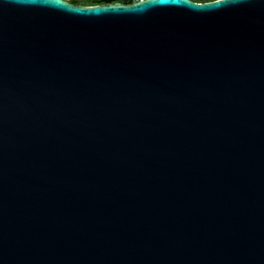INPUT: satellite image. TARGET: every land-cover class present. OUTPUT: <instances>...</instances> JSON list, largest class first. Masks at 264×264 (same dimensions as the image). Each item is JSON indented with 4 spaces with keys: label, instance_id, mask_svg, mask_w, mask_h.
I'll list each match as a JSON object with an SVG mask.
<instances>
[{
    "label": "water",
    "instance_id": "95a60500",
    "mask_svg": "<svg viewBox=\"0 0 264 264\" xmlns=\"http://www.w3.org/2000/svg\"><path fill=\"white\" fill-rule=\"evenodd\" d=\"M78 5L0 0V264H264V0Z\"/></svg>",
    "mask_w": 264,
    "mask_h": 264
},
{
    "label": "clouds",
    "instance_id": "9594fccd",
    "mask_svg": "<svg viewBox=\"0 0 264 264\" xmlns=\"http://www.w3.org/2000/svg\"><path fill=\"white\" fill-rule=\"evenodd\" d=\"M67 3H73V0H66ZM217 0H192L193 4H201V3H205V4H213L216 3ZM234 3H244L246 2V0H233ZM221 3L223 4V0H221Z\"/></svg>",
    "mask_w": 264,
    "mask_h": 264
},
{
    "label": "trees",
    "instance_id": "16d2710c",
    "mask_svg": "<svg viewBox=\"0 0 264 264\" xmlns=\"http://www.w3.org/2000/svg\"><path fill=\"white\" fill-rule=\"evenodd\" d=\"M93 1H97V0H73V3L89 5V4H93Z\"/></svg>",
    "mask_w": 264,
    "mask_h": 264
},
{
    "label": "snow or ice",
    "instance_id": "6c2138e0",
    "mask_svg": "<svg viewBox=\"0 0 264 264\" xmlns=\"http://www.w3.org/2000/svg\"><path fill=\"white\" fill-rule=\"evenodd\" d=\"M113 3L116 2H123V0H112ZM103 3V0H101V3H96V4H92V5H87L88 7H100ZM78 6H86V5H78Z\"/></svg>",
    "mask_w": 264,
    "mask_h": 264
},
{
    "label": "flooded vegetation",
    "instance_id": "af4514ba",
    "mask_svg": "<svg viewBox=\"0 0 264 264\" xmlns=\"http://www.w3.org/2000/svg\"><path fill=\"white\" fill-rule=\"evenodd\" d=\"M108 2L113 3L112 0L111 1H105V0H103V3H108ZM123 2H125V0H123ZM96 3H101V0L93 1V4H96ZM84 5H86V4H84ZM89 5H92V4H89Z\"/></svg>",
    "mask_w": 264,
    "mask_h": 264
}]
</instances>
